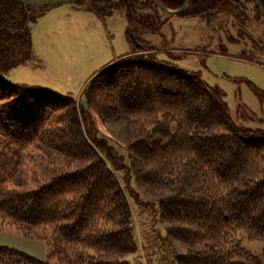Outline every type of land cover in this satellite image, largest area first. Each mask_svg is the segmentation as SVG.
I'll use <instances>...</instances> for the list:
<instances>
[{
    "label": "trees",
    "instance_id": "trees-1",
    "mask_svg": "<svg viewBox=\"0 0 264 264\" xmlns=\"http://www.w3.org/2000/svg\"><path fill=\"white\" fill-rule=\"evenodd\" d=\"M95 1L104 2L93 7L100 14L116 9L125 15L129 51L87 79L80 102L7 81L9 69L35 55L29 6L0 0L2 225L40 226L49 257L61 264H132L125 255L137 249L135 223L117 173L124 170L159 194L167 236L185 248L175 253L177 264H264V247L256 254L238 238L264 242V129L249 125L258 118L243 104L232 110L225 92L200 71L159 57L166 47L143 35L163 24L160 15L152 17L165 13L152 0ZM158 1L174 9L185 0ZM240 2L190 0L180 13L210 15ZM230 9L224 12L233 15ZM255 90L264 101V90ZM93 112L103 122L127 117V163ZM0 264L50 263L0 245Z\"/></svg>",
    "mask_w": 264,
    "mask_h": 264
},
{
    "label": "rangeland",
    "instance_id": "rangeland-1",
    "mask_svg": "<svg viewBox=\"0 0 264 264\" xmlns=\"http://www.w3.org/2000/svg\"><path fill=\"white\" fill-rule=\"evenodd\" d=\"M242 1L223 9L232 7L233 15L224 11L210 15L153 12L155 20L161 16L162 27L158 33L143 35L155 47H166L158 48L160 58L170 59L184 69L200 71L208 84L225 92L232 110L239 104L245 105L258 118L249 125L264 129V101L255 90H264V48L256 46L251 38L264 34V15L254 9L252 0ZM240 6L243 13L239 11ZM93 7H104V2L77 0L50 6L30 5L28 29L35 57L32 62L9 69L5 74L7 81L60 95L72 94L84 102L82 88L93 72L129 51L125 15L116 9L100 14ZM237 28L243 29L246 35L240 36ZM258 40L264 44V38ZM92 114L101 133L116 145L127 163V117L103 122L96 113ZM117 173L131 208L137 243V249L126 254L125 259L132 264H177L175 253L185 248L167 236L168 224L158 215L159 194L146 190L132 173L124 170ZM238 238L245 248L256 254L263 253L262 240H248L241 233ZM0 245L50 264H61L49 257L50 246L42 239L40 226L2 225L0 220Z\"/></svg>",
    "mask_w": 264,
    "mask_h": 264
},
{
    "label": "water",
    "instance_id": "water-1",
    "mask_svg": "<svg viewBox=\"0 0 264 264\" xmlns=\"http://www.w3.org/2000/svg\"><path fill=\"white\" fill-rule=\"evenodd\" d=\"M22 2L25 6H30V5H44V6H50V5H56L60 3H66V2H73L77 0H19ZM155 5H157L161 10H163L167 14H174V13H179L183 11L186 8V5L189 3L190 0H185L182 5L178 8H167L163 4H161L158 0H152ZM255 2L258 4L259 8L261 9L262 13L264 14V9L259 3L258 0H255Z\"/></svg>",
    "mask_w": 264,
    "mask_h": 264
},
{
    "label": "crops",
    "instance_id": "crops-1",
    "mask_svg": "<svg viewBox=\"0 0 264 264\" xmlns=\"http://www.w3.org/2000/svg\"><path fill=\"white\" fill-rule=\"evenodd\" d=\"M103 66H104V65H103ZM103 66H102V67H103ZM100 68H101V67H100ZM100 68H99V69H100ZM94 72H95V71H94ZM94 72H93V73H94Z\"/></svg>",
    "mask_w": 264,
    "mask_h": 264
}]
</instances>
